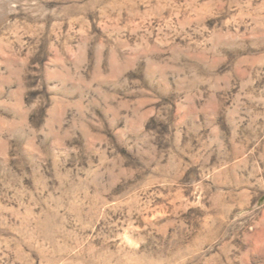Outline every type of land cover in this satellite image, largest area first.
I'll list each match as a JSON object with an SVG mask.
<instances>
[{
    "label": "rangeland",
    "instance_id": "rangeland-1",
    "mask_svg": "<svg viewBox=\"0 0 264 264\" xmlns=\"http://www.w3.org/2000/svg\"><path fill=\"white\" fill-rule=\"evenodd\" d=\"M0 264H264V0H0Z\"/></svg>",
    "mask_w": 264,
    "mask_h": 264
}]
</instances>
